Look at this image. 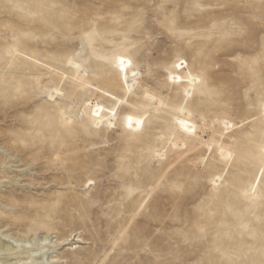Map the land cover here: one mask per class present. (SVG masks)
<instances>
[{
  "label": "rangeland",
  "instance_id": "rangeland-1",
  "mask_svg": "<svg viewBox=\"0 0 264 264\" xmlns=\"http://www.w3.org/2000/svg\"><path fill=\"white\" fill-rule=\"evenodd\" d=\"M118 56L163 101L133 136L126 105L94 120L87 100L115 101H79L67 63L132 102ZM263 102L264 0H0V264H264ZM181 109L210 140L236 123L232 158L199 134L177 154Z\"/></svg>",
  "mask_w": 264,
  "mask_h": 264
},
{
  "label": "bare ground",
  "instance_id": "bare-ground-1",
  "mask_svg": "<svg viewBox=\"0 0 264 264\" xmlns=\"http://www.w3.org/2000/svg\"><path fill=\"white\" fill-rule=\"evenodd\" d=\"M123 59L125 63L121 65L120 60ZM128 61H131V63H128ZM67 63L72 66L74 69V74L76 76V81H74L77 91H79L78 100H82L84 95L90 91H99L101 90L103 92V95L109 97L110 99L115 101V104L113 108L110 110L107 109L101 102L98 101V98L95 97L93 99L87 100L88 107L90 110V113L94 120L98 122V124L102 123L103 119L107 116V112L109 111L110 116L108 117V126L112 127L113 125H116L117 120V106L118 105H126L130 108V111L125 115L123 122L121 123V128L123 131L127 132L130 136L136 135L139 133V131H143L145 129V124L149 117H154L155 114L150 112V108L155 106H159L163 104L162 99H159L155 94L149 89L148 86H144L141 83V73L135 69L132 68L133 62L131 58L127 56H118L116 59V68L119 72V79L123 83L121 90L125 94V97L130 95L133 100L132 102H129V100L120 99L116 96H114L111 93H107L106 90L100 89L99 87L91 85V82L93 81V77L90 76L87 71L81 67L78 61H76L74 58H68ZM187 64L185 61L183 63ZM180 64V62L176 63L175 69L170 73L169 80L173 84H177L181 87H183L184 94L189 95L197 86L198 83H200L201 79L198 75L189 73L187 77L183 76L182 71L184 70V66ZM67 78V77H66ZM92 87V88H91ZM56 91L61 92L59 89H53L50 93L51 99L55 100L58 98L56 95ZM96 96V95H95ZM262 112L264 113V102L262 106ZM181 119L180 127L179 129V138H183L182 144L179 145L178 143H173L174 150H176V153L179 154L180 147H183L185 145V140H190L191 138L199 135H202V140L200 144H208L210 143L211 146H216L218 148L219 154L221 156V149H223L224 153H232L233 156V149L231 145L224 141V138L232 139L231 132L234 131V129L237 127V124L229 119H223V120H217L216 122L218 125L223 128L221 132V138L210 140L208 137V130L206 127L202 130V127L198 121L191 118L190 112L187 110L181 109L180 112ZM74 112H64L63 121L64 123H72L75 118ZM131 118V121L129 120ZM143 120V123L137 126V121ZM185 122L189 125L195 126L194 132H185L183 127L181 126V122ZM129 122H131L132 127H129ZM226 124L228 125L226 127ZM207 137L206 139H204ZM163 154H158L159 158H162ZM180 157H177L179 159ZM222 158V157H221ZM223 159V158H222ZM225 160V159H224ZM222 184V178L219 175L215 176L213 187L217 189ZM249 197H254L255 193H249Z\"/></svg>",
  "mask_w": 264,
  "mask_h": 264
},
{
  "label": "snow or ice",
  "instance_id": "snow-or-ice-1",
  "mask_svg": "<svg viewBox=\"0 0 264 264\" xmlns=\"http://www.w3.org/2000/svg\"><path fill=\"white\" fill-rule=\"evenodd\" d=\"M120 63H121V65H123L125 63V61L123 59H121ZM128 63H131V61H128ZM183 63H184L183 61L180 62L181 65H183ZM56 95L57 96H62L63 93L59 92V91H56ZM129 120L131 121V118H129ZM142 123H143V120L137 121V126H139ZM181 126L183 127L185 132H194L195 131V126L194 125H189V124H187V123H185L183 121L181 122ZM227 126L228 125L226 124V127ZM129 127H132L131 122H129ZM221 157L223 159H225V160H230L232 158V153L229 152V153L225 154L223 149H221ZM89 183H91V181H89Z\"/></svg>",
  "mask_w": 264,
  "mask_h": 264
}]
</instances>
